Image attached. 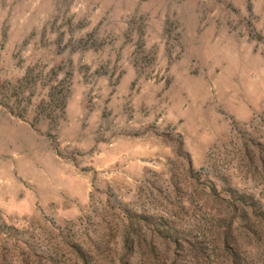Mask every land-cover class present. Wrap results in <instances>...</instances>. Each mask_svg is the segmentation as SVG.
I'll use <instances>...</instances> for the list:
<instances>
[{
	"label": "rangeland",
	"instance_id": "1",
	"mask_svg": "<svg viewBox=\"0 0 264 264\" xmlns=\"http://www.w3.org/2000/svg\"><path fill=\"white\" fill-rule=\"evenodd\" d=\"M0 264H264V0H0Z\"/></svg>",
	"mask_w": 264,
	"mask_h": 264
}]
</instances>
